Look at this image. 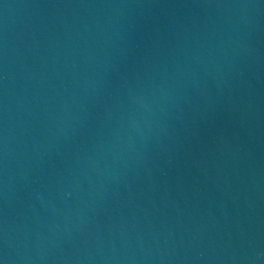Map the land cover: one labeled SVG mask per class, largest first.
Returning <instances> with one entry per match:
<instances>
[{
    "label": "water",
    "instance_id": "water-1",
    "mask_svg": "<svg viewBox=\"0 0 264 264\" xmlns=\"http://www.w3.org/2000/svg\"><path fill=\"white\" fill-rule=\"evenodd\" d=\"M0 264H264V0H0Z\"/></svg>",
    "mask_w": 264,
    "mask_h": 264
}]
</instances>
